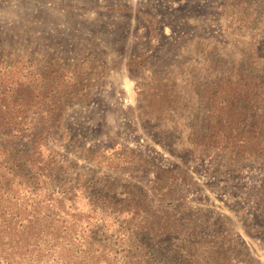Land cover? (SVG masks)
<instances>
[{
    "label": "rangeland",
    "instance_id": "1",
    "mask_svg": "<svg viewBox=\"0 0 264 264\" xmlns=\"http://www.w3.org/2000/svg\"><path fill=\"white\" fill-rule=\"evenodd\" d=\"M263 63L264 0H0V91L31 89L4 99L34 125L0 145L32 167L41 135L36 166L102 191L95 216L135 227L140 264H264V132L248 129L264 92L227 84ZM236 94L241 117L223 103Z\"/></svg>",
    "mask_w": 264,
    "mask_h": 264
},
{
    "label": "trees",
    "instance_id": "2",
    "mask_svg": "<svg viewBox=\"0 0 264 264\" xmlns=\"http://www.w3.org/2000/svg\"><path fill=\"white\" fill-rule=\"evenodd\" d=\"M240 67H243V64H240ZM256 69L255 67L254 70ZM233 79L235 82L227 80V84L246 86V89L253 88L252 90L258 93L256 98L264 92V71L258 70L257 75L246 74L244 67L238 70L237 75L232 77ZM223 82L218 79L214 84L219 87ZM59 89L61 90L60 86H56V91ZM22 92L32 94L31 89L22 90V87L12 89L10 92L0 91V111H2L0 116L6 119H0V134L3 136L21 138L24 137L26 131H32L34 128V125H26V121L18 122L13 119L15 106L11 104L12 98L9 101L5 100L7 97H13L14 94ZM240 102H245L241 100L240 94L223 99L225 107H231L227 111L240 110L239 117L242 116L244 107L234 108L233 105L238 106ZM17 109L23 110L24 106L18 105ZM36 109H38L37 105ZM219 118V125L233 123L232 118L226 121ZM255 118L257 117L254 112L251 120ZM252 124L248 129L251 130L255 125L257 127L256 130L254 129L255 132H264V111L262 120L254 121ZM42 140L41 135L33 134L30 144L37 156L31 163L32 167L25 166L20 156L21 150L15 151V148L10 147L6 151L3 145H0V264H140V255L134 250L136 246L128 245L136 238L135 227L128 226L126 229L122 220L114 221L115 218L109 219L110 216L108 218L102 216L100 219L95 216L98 209L103 211L106 208V205H103L104 202H102L103 206L96 203L99 199H106L105 195H100L102 191H97L94 198L92 194L87 195V191L92 189L90 186L76 185L74 188L59 190L60 174H55L58 167H51V162L48 167L36 166L37 159L41 160ZM78 191L84 195L82 199L84 203L80 205L74 199ZM107 198L115 200V197L108 196ZM81 205H84L82 209H86L89 214L82 215L78 211L77 207ZM117 211H119L118 214L121 213L117 209H113L112 213L115 214ZM169 218L164 214L158 219H163L165 223H168ZM108 221L112 222V226L116 228V241L119 240L118 250H111L110 247L97 241L92 231L93 225L98 224L96 227L103 228ZM167 227L169 225L159 228L155 233L146 230L154 238L168 237L171 233ZM120 247L121 250H119Z\"/></svg>",
    "mask_w": 264,
    "mask_h": 264
}]
</instances>
